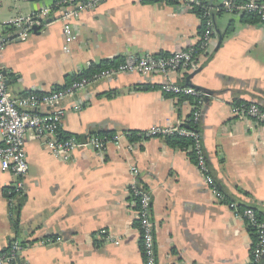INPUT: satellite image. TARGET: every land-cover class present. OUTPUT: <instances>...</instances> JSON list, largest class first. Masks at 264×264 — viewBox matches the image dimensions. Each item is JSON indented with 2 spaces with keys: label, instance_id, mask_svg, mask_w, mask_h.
<instances>
[{
  "label": "crops",
  "instance_id": "obj_1",
  "mask_svg": "<svg viewBox=\"0 0 264 264\" xmlns=\"http://www.w3.org/2000/svg\"><path fill=\"white\" fill-rule=\"evenodd\" d=\"M206 1L218 6L223 0ZM54 2L0 0V35L10 36L0 67L14 96L65 86L68 76L105 60L121 61L128 52L169 55L188 49L202 33L190 7L106 0L76 18L48 16L37 33L17 37L10 23L17 13ZM214 11L216 35L209 54L197 58L202 69L192 77L194 70H179L171 78L208 93L200 131L224 199L207 184L190 149L172 147L164 138L123 137L104 154L76 150L63 160L44 139L28 134L29 171L23 190L13 196L14 207L8 192L18 177L0 169V253L18 241L26 264H144L129 192L136 168L152 194L158 264L249 263L253 237L229 203L264 208V125L235 116L231 105L247 101L264 109V24L238 12ZM163 81L160 74L121 73L88 85L61 103L66 113L60 134L86 138L99 131L136 134L154 125L186 124L192 98L165 94ZM141 85L153 88H135ZM113 90L116 95L109 97ZM103 230L120 243L106 241Z\"/></svg>",
  "mask_w": 264,
  "mask_h": 264
},
{
  "label": "built area",
  "instance_id": "obj_2",
  "mask_svg": "<svg viewBox=\"0 0 264 264\" xmlns=\"http://www.w3.org/2000/svg\"><path fill=\"white\" fill-rule=\"evenodd\" d=\"M106 0H55L52 5H44L31 13H17L10 23L16 28V35L25 39L33 31L34 26H40L47 21V17L57 15L58 18L79 17L86 10H94ZM153 3L163 2L173 5H183L191 9L200 10L203 31L195 46L185 50L176 51L169 55L139 54L128 52L121 62L103 68L97 72L82 76L70 84L56 88L49 92H29L14 96L8 85L3 69L0 67V169L13 172L18 181L14 188L8 192L10 203L14 207V195L20 193L24 187V176L29 171L25 140L28 134L35 138L44 139L49 150L63 160H67L76 150H92L99 154L107 152V145L114 143L120 145L123 137H129L131 132L116 133L106 139L97 133L79 138L77 136L62 137L60 129L66 110L61 103L74 97L79 91L85 89L99 80L111 78L121 73H139L144 76L150 74L163 75L164 81L161 90L165 94L178 97H189L194 100L192 113L188 121L200 126L204 105L208 93L196 89L191 85L179 84L171 78L173 72L199 67L197 58L209 54V46L216 35L213 12H245L259 19L264 24V5L258 0H247L238 6L239 0H223L218 6H213L206 0H140ZM47 19V20H46ZM71 38L70 36L68 37ZM9 35H0V55L6 47ZM45 110H44V109ZM232 113L239 118H250L257 124L264 125V109L255 102L240 101L231 105ZM187 121V122H188ZM138 138H164L180 136L192 141L191 150L195 152L197 166L205 176L209 186L217 193L218 188L207 165V158L203 149L202 133L198 128H189L185 124L154 125L147 130L135 134ZM134 180L130 185V197L136 207L137 220L141 231V244L144 264H158L156 254L155 236L152 221V194L139 182V172L133 168ZM218 194V193H217ZM221 200L224 196L218 194ZM229 207L247 224L253 226L258 234L257 242L253 247L251 259L248 264H261L264 261V221H260L251 207L240 209L237 203H229ZM106 241L119 244L106 230L102 231ZM23 246L14 241L9 249L0 253V264H26L20 259Z\"/></svg>",
  "mask_w": 264,
  "mask_h": 264
},
{
  "label": "trees",
  "instance_id": "obj_3",
  "mask_svg": "<svg viewBox=\"0 0 264 264\" xmlns=\"http://www.w3.org/2000/svg\"><path fill=\"white\" fill-rule=\"evenodd\" d=\"M247 0H239L238 1V6L244 4ZM259 1V0H258ZM261 4L264 5L263 2L259 1ZM209 3V2H208ZM211 4V3H210ZM195 12L198 14V15H201V11L200 10H195ZM235 12H238L240 13L239 11H236ZM233 12V13H235ZM242 15V17L246 18L247 21H250V22H255V21H258L259 22V19L256 18L255 16L251 15V14H247L245 12H242L240 13ZM202 28V31H203V26H201ZM121 62L120 60H105V61H102L100 64H93L89 67V69L87 71H82L80 73H76V74H73L71 76H68L67 77V85L70 84L72 81L76 80V79H80L82 76H87L89 74H92L94 72H97L103 68H107L109 66H112L114 64H117ZM60 88V87H59ZM136 89H139V90H148V89H152L153 86H150V85H141V86H136L135 87ZM117 91L113 90L111 93H109V97L111 96H114L116 95ZM192 103L194 102L193 99H191ZM240 102V101H239ZM185 126L189 127V128H198L200 129V126L198 125H194L191 123V121H188L186 122ZM99 136L103 137V138H106V139H109L111 138V136H113L112 133L110 132H106V131H99V132H96ZM62 137H69L70 135H67V136H63L61 135ZM137 136L135 135V132H131L130 134V138L131 139H134L136 138ZM79 138H83V137H79ZM167 142L172 146V147H175V148H182V149H190V154L193 156H195V152L191 150V146H192V141L189 139V138H186V137H180V136H174V137H169L167 139ZM226 196V195H225ZM226 200L227 201H230L231 199L227 198L226 196ZM239 207L240 209H244L246 207H251L257 218L260 220V221H264V208L262 209L261 207H258V206H242L239 204ZM17 225V223H16ZM246 225H247V228L249 230V232L251 233L252 237H253V247L255 246V243L257 242V239H258V234L256 232V229L251 226L250 224L248 225L247 222H246ZM138 227H139V223H138ZM9 249V248H8ZM7 249V250H8ZM5 250V251H7ZM4 251V252H5ZM261 264H264V261H262Z\"/></svg>",
  "mask_w": 264,
  "mask_h": 264
},
{
  "label": "water",
  "instance_id": "obj_4",
  "mask_svg": "<svg viewBox=\"0 0 264 264\" xmlns=\"http://www.w3.org/2000/svg\"><path fill=\"white\" fill-rule=\"evenodd\" d=\"M47 21H50V20H47ZM33 31L37 33V32L39 31L38 27H37V26H34V27H33ZM219 39H220V40H219V43H218V46H217V47H219V46L221 45V43H222V39H223V36L221 35ZM201 69H202V67H200V66H199L198 68H196V69L194 70L193 74L190 75V77H192L194 74H196L197 72H199ZM3 72H4V75H5V77H6V84L9 85L8 78H7V71L3 70ZM190 77H189V79H190ZM263 259H264V258H263Z\"/></svg>",
  "mask_w": 264,
  "mask_h": 264
}]
</instances>
